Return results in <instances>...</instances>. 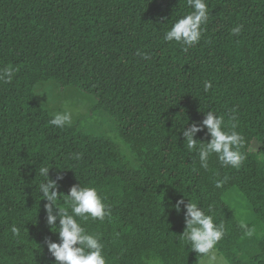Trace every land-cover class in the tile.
Here are the masks:
<instances>
[{
  "label": "trees",
  "instance_id": "16d2710c",
  "mask_svg": "<svg viewBox=\"0 0 264 264\" xmlns=\"http://www.w3.org/2000/svg\"><path fill=\"white\" fill-rule=\"evenodd\" d=\"M206 2L201 40L185 51L163 37L192 11L187 0H0V71L14 70L0 81V264H54L42 167L63 176L61 197L79 183L103 198L110 215L80 223L99 234L106 264H200L179 200L224 225L214 250L227 264H264V0ZM48 80L93 96L91 112L112 118L135 167L109 138L51 125L34 94ZM208 111L244 137L240 168L212 154L205 169L187 149L183 128ZM233 187L253 210L246 226L223 202Z\"/></svg>",
  "mask_w": 264,
  "mask_h": 264
},
{
  "label": "clouds",
  "instance_id": "9594fccd",
  "mask_svg": "<svg viewBox=\"0 0 264 264\" xmlns=\"http://www.w3.org/2000/svg\"><path fill=\"white\" fill-rule=\"evenodd\" d=\"M187 3L192 11L179 18L163 37L166 42L186 46L185 51L188 47H194L199 43L204 31L203 25H206L210 18L206 0H187ZM240 31V26L232 29L233 34L236 35ZM143 58L148 59L147 54H144ZM13 75L14 70L5 67L0 71V81L10 83ZM211 87V82H206L204 85L205 91ZM71 122V114L64 112L56 113L50 124L63 129ZM235 128L236 125L232 124L228 129L223 116L208 111L204 114L202 122L192 123L183 128L184 142L188 150L197 152L201 167L206 169L209 157L216 154L224 166L238 169L246 158L240 151L245 141L242 134L235 131ZM205 129L210 139L203 143L195 137ZM49 169L48 167L40 168V175L44 177V180L39 188L43 199L47 201L44 205L47 225L50 226L52 233L58 234V242L50 239L45 241L48 252L54 258V264H106L104 244L99 234L89 233L80 223V220L87 221L89 218L104 221L105 217L110 215L103 198L95 187H81L79 183L72 185L68 193L61 197V193L58 192V182L63 179V176L57 175L55 179H50ZM217 186L219 187L220 184L218 183ZM61 199L63 206L58 204ZM182 204L186 209L184 214L186 228L181 237L190 245L191 251L214 259L213 250L225 234L224 225L216 224L214 217L206 214L194 202L185 204L184 200L177 201L174 205L177 212L181 210ZM12 231L18 233L15 227Z\"/></svg>",
  "mask_w": 264,
  "mask_h": 264
},
{
  "label": "rangeland",
  "instance_id": "374dc122",
  "mask_svg": "<svg viewBox=\"0 0 264 264\" xmlns=\"http://www.w3.org/2000/svg\"><path fill=\"white\" fill-rule=\"evenodd\" d=\"M34 94L43 108L53 116L56 113L68 112L72 116L70 125H77L79 129L95 137H106L112 140L121 151L124 158L135 167V157L129 146L118 136L112 118L103 111H93L91 108L96 103L93 96L86 94L74 86L61 89L56 81L48 80L38 83ZM238 218L246 226L255 216L246 198L233 187L222 197ZM214 259L205 256L200 264H227L226 260L216 250H213Z\"/></svg>",
  "mask_w": 264,
  "mask_h": 264
}]
</instances>
